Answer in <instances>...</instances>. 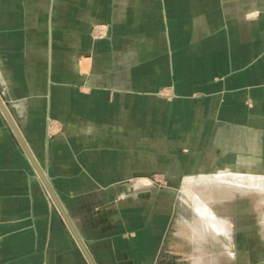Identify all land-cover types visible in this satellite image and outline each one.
<instances>
[{"label": "crops", "instance_id": "1", "mask_svg": "<svg viewBox=\"0 0 264 264\" xmlns=\"http://www.w3.org/2000/svg\"><path fill=\"white\" fill-rule=\"evenodd\" d=\"M0 99L40 170L0 108V264H174L181 226L233 252L201 188L247 183L201 173L264 152V0H0Z\"/></svg>", "mask_w": 264, "mask_h": 264}, {"label": "rangeland", "instance_id": "2", "mask_svg": "<svg viewBox=\"0 0 264 264\" xmlns=\"http://www.w3.org/2000/svg\"><path fill=\"white\" fill-rule=\"evenodd\" d=\"M172 90L165 89L160 92V96L171 98ZM63 126L53 120H48L47 138L51 139L57 134H62ZM207 176H239L243 178L247 185L239 187L237 185L212 184L202 187L204 198L202 202H206L209 211L219 221L231 219L232 235L230 237L235 240L233 252H222L218 257L217 264H264V152H260L259 156L249 157L241 156L239 158H224L215 163L213 166L206 168L201 173ZM251 181L256 183L254 188L250 187ZM173 185V186H172ZM180 185V188H178ZM161 189H177L183 191L184 196L196 194L197 186L185 183L169 184L162 182ZM183 189V190H182ZM182 196V195H181ZM192 204V199L187 200ZM190 214L191 208L189 207ZM195 213V212H194ZM188 214V213H187ZM196 209V224L199 223L201 216ZM183 228L177 227L174 230L178 237H171V248L175 254L174 264H194V256H204L206 251L192 250L188 238V231L182 232ZM213 235L216 233L213 231ZM217 256L212 252V263L205 259V264H214L213 259ZM188 259L192 261H188ZM197 259V258H196Z\"/></svg>", "mask_w": 264, "mask_h": 264}, {"label": "water", "instance_id": "3", "mask_svg": "<svg viewBox=\"0 0 264 264\" xmlns=\"http://www.w3.org/2000/svg\"><path fill=\"white\" fill-rule=\"evenodd\" d=\"M0 108L2 109L4 116H5L6 119L9 121V123H10L11 126L13 127L14 131L16 132V134H17V136H18L20 142H21L22 145L24 146L25 150L27 151V153L29 154V156H30L31 159L33 160L34 164L36 165V163H35V161H34V159H33V156L31 155V153H30L28 147L26 146V144H25V142H24V140H23V138H22V136H21L19 130L17 129V127H16V125H15V123H14L12 117H11L10 112L8 111V109H7L6 105H5V103H4L1 99H0ZM36 166H37V165H36ZM37 169H38V166H37ZM38 170H39V169H38ZM39 172H40V170H39ZM47 186H48V185H47ZM48 188H49V190H50V192H51V194H52L51 197H52V199L54 200L56 206H57L58 208H60V210H62L61 206L59 205L58 201L56 200L55 196L53 195V193H52L50 187H48ZM65 218H66V220H67L69 226L72 228V231H73V233L75 234V236H76L78 242L82 245V247H83L84 250H85V253L87 254V256H88V258H89V254H88V252L86 251V249H85L84 245L82 244L80 238L78 237L77 233L73 230V227H72V225H71L69 219H68L66 216H65ZM89 259H90V258H89ZM90 261H91V259H90ZM91 263L93 264L92 261H91Z\"/></svg>", "mask_w": 264, "mask_h": 264}, {"label": "flooded vegetation", "instance_id": "4", "mask_svg": "<svg viewBox=\"0 0 264 264\" xmlns=\"http://www.w3.org/2000/svg\"><path fill=\"white\" fill-rule=\"evenodd\" d=\"M191 245L193 246V247H192V250L195 251V255H196V252H197L196 246H199V245H201V244H198V245H197V244H196V241H194V242L192 241V244H191ZM211 245H212L211 248H209V249H208V248H204V249H203L204 251L207 252V254H204V256L202 255V256H198V257H197V255H196L195 258H197V259H199V260H200V259L202 260V259H204V258H206V259L208 258V260H211V261H212V257H211V253H212V252L216 253L218 257H220L219 255H220L222 252H225V249H223V250L221 249L220 251L217 250L218 241L216 240V237H215V236H213L212 239H211ZM199 248H200V250H201V247H199ZM195 249H196V250H195ZM203 250H202V251H203ZM202 251H201V252H202ZM198 253H200V251H199Z\"/></svg>", "mask_w": 264, "mask_h": 264}, {"label": "bare ground", "instance_id": "5", "mask_svg": "<svg viewBox=\"0 0 264 264\" xmlns=\"http://www.w3.org/2000/svg\"><path fill=\"white\" fill-rule=\"evenodd\" d=\"M195 180H197V177L196 178H194ZM212 179V178H211ZM229 181V180H228ZM197 182H198V180H197ZM203 182V181H202ZM209 182V181H208ZM218 184V183H217ZM244 184V183H243ZM255 187L256 186V183H252V184H250V187ZM218 225V224H217ZM221 227V226H220ZM226 229V228H225ZM224 229V230H225ZM219 236H221V237H219V240H220V242H222V244H223V247L225 248V249H232V246H231V240L229 241L227 238H225V235L223 236V235H219ZM229 244V246H227Z\"/></svg>", "mask_w": 264, "mask_h": 264}]
</instances>
